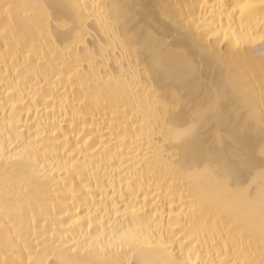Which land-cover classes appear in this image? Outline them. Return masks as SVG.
I'll return each mask as SVG.
<instances>
[{"label":"bare ground","instance_id":"6f19581e","mask_svg":"<svg viewBox=\"0 0 264 264\" xmlns=\"http://www.w3.org/2000/svg\"><path fill=\"white\" fill-rule=\"evenodd\" d=\"M141 258L264 264V0H0V264Z\"/></svg>","mask_w":264,"mask_h":264},{"label":"snow or ice","instance_id":"6c2138e0","mask_svg":"<svg viewBox=\"0 0 264 264\" xmlns=\"http://www.w3.org/2000/svg\"><path fill=\"white\" fill-rule=\"evenodd\" d=\"M9 8H11L12 6L11 5H9L8 6ZM40 7H44V8H47L48 6H44V5H42V6H40ZM57 8H59V7H61V6H56ZM71 7H73V8H76V7H81L80 5H72ZM46 20H50V17L48 16V14L46 13ZM48 26V24L47 23H45V27H47ZM133 239H138V237H133ZM130 243V245H131V241L129 242ZM122 250V249H121ZM182 254V253H181ZM114 264H146V262L141 258V259H139V260H137V261H124V262H121V261H119V260H117V261H115L114 262ZM173 264H183V261H181V260H179V259H177V260H175L174 262H173Z\"/></svg>","mask_w":264,"mask_h":264}]
</instances>
